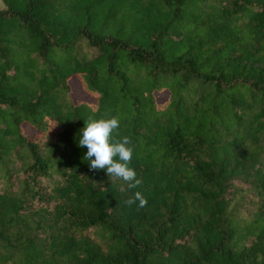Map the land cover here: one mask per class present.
<instances>
[{
    "label": "trees",
    "instance_id": "obj_1",
    "mask_svg": "<svg viewBox=\"0 0 264 264\" xmlns=\"http://www.w3.org/2000/svg\"><path fill=\"white\" fill-rule=\"evenodd\" d=\"M0 1V264H264V0Z\"/></svg>",
    "mask_w": 264,
    "mask_h": 264
},
{
    "label": "clouds",
    "instance_id": "obj_2",
    "mask_svg": "<svg viewBox=\"0 0 264 264\" xmlns=\"http://www.w3.org/2000/svg\"><path fill=\"white\" fill-rule=\"evenodd\" d=\"M119 127L117 118L89 119L80 129L77 145L86 147L84 158L92 170H104L107 175L125 182L128 189L136 188L141 181L136 171L129 167L133 150L128 137L113 139L114 131ZM126 205L143 207L147 200L140 191L124 201Z\"/></svg>",
    "mask_w": 264,
    "mask_h": 264
},
{
    "label": "rangeland",
    "instance_id": "obj_3",
    "mask_svg": "<svg viewBox=\"0 0 264 264\" xmlns=\"http://www.w3.org/2000/svg\"><path fill=\"white\" fill-rule=\"evenodd\" d=\"M3 9H4L3 4L0 1V10H3ZM69 98L70 100L72 99L74 103L87 100L86 96L78 88L72 89V91L70 92ZM242 188H245V187H242ZM244 207H248V206L244 205ZM241 209L244 210L245 208H241ZM241 209H238V211L240 212V214H243V211Z\"/></svg>",
    "mask_w": 264,
    "mask_h": 264
}]
</instances>
